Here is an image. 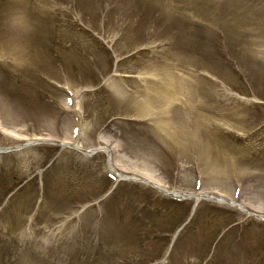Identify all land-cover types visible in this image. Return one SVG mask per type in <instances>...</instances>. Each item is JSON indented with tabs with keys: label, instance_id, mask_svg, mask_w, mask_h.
<instances>
[{
	"label": "rangeland",
	"instance_id": "374dc122",
	"mask_svg": "<svg viewBox=\"0 0 264 264\" xmlns=\"http://www.w3.org/2000/svg\"><path fill=\"white\" fill-rule=\"evenodd\" d=\"M162 240L158 264H264V0H0V264Z\"/></svg>",
	"mask_w": 264,
	"mask_h": 264
},
{
	"label": "bare ground",
	"instance_id": "6f19581e",
	"mask_svg": "<svg viewBox=\"0 0 264 264\" xmlns=\"http://www.w3.org/2000/svg\"><path fill=\"white\" fill-rule=\"evenodd\" d=\"M172 84L170 81L165 83L163 86H153L152 90L159 96H164V94L168 93L169 90H171ZM159 124V121L157 122V125ZM181 195L187 196V197H192L194 194L192 193H187V192H181ZM208 195V194H207ZM223 201V199H219ZM232 201V200H229Z\"/></svg>",
	"mask_w": 264,
	"mask_h": 264
}]
</instances>
